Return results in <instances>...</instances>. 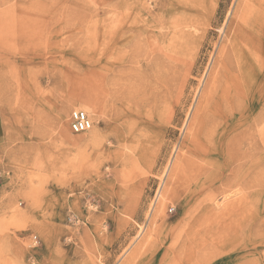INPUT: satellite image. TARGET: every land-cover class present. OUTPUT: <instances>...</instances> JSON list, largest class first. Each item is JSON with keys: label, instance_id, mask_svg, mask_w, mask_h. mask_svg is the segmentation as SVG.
<instances>
[{"label": "rangeland", "instance_id": "rangeland-1", "mask_svg": "<svg viewBox=\"0 0 264 264\" xmlns=\"http://www.w3.org/2000/svg\"><path fill=\"white\" fill-rule=\"evenodd\" d=\"M0 172V264H264V0H0Z\"/></svg>", "mask_w": 264, "mask_h": 264}, {"label": "built area", "instance_id": "built-area-1", "mask_svg": "<svg viewBox=\"0 0 264 264\" xmlns=\"http://www.w3.org/2000/svg\"><path fill=\"white\" fill-rule=\"evenodd\" d=\"M93 126V121L89 114L83 109H73L70 114V128L74 133L88 132ZM4 176L0 172V184ZM172 211V209H171Z\"/></svg>", "mask_w": 264, "mask_h": 264}, {"label": "bare ground", "instance_id": "bare-ground-1", "mask_svg": "<svg viewBox=\"0 0 264 264\" xmlns=\"http://www.w3.org/2000/svg\"><path fill=\"white\" fill-rule=\"evenodd\" d=\"M92 127H93V126H92ZM92 127H91V129H92ZM91 129H90V130H91Z\"/></svg>", "mask_w": 264, "mask_h": 264}]
</instances>
